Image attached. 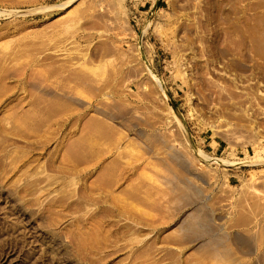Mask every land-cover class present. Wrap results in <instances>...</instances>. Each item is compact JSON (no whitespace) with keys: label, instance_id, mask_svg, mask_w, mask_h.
Instances as JSON below:
<instances>
[{"label":"rangeland","instance_id":"1","mask_svg":"<svg viewBox=\"0 0 264 264\" xmlns=\"http://www.w3.org/2000/svg\"><path fill=\"white\" fill-rule=\"evenodd\" d=\"M0 264H264V0H0Z\"/></svg>","mask_w":264,"mask_h":264}]
</instances>
